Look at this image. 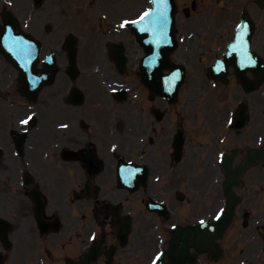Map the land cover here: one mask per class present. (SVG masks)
Listing matches in <instances>:
<instances>
[{"label": "flooded vegetation", "instance_id": "flooded-vegetation-1", "mask_svg": "<svg viewBox=\"0 0 264 264\" xmlns=\"http://www.w3.org/2000/svg\"><path fill=\"white\" fill-rule=\"evenodd\" d=\"M100 10L106 19L85 24L90 37L80 41L72 72L64 38L76 26L84 29L75 23L74 9L59 0H0V27L11 14L19 30L40 43V59L54 51L57 64L52 85L40 96L50 105V120L39 110L41 123L33 118L21 126L28 110L13 98L21 87L7 88L0 61V264H146L157 237L168 240L171 225L219 211L225 201L219 155H231L235 169L250 149L264 150V6L195 0L193 12L183 10L176 35L186 50L179 45L170 57L193 63L196 79L174 104L150 97L154 86L142 85L141 55L119 22L121 8ZM218 10L225 21H214ZM243 19L247 32L224 76L220 68L210 80L208 68L223 57ZM246 43L263 64L259 71L251 72L249 62L240 65L249 60ZM75 89L81 94H71ZM182 92L193 93L194 103L181 101ZM241 106L246 121L236 128ZM181 135L180 152L174 144ZM123 162L135 170L124 174ZM237 193L241 204L220 242L221 257L200 256L196 264H264V165L244 174ZM127 220L121 245L118 226ZM96 248L97 257L85 263Z\"/></svg>", "mask_w": 264, "mask_h": 264}, {"label": "rangeland", "instance_id": "rangeland-1", "mask_svg": "<svg viewBox=\"0 0 264 264\" xmlns=\"http://www.w3.org/2000/svg\"><path fill=\"white\" fill-rule=\"evenodd\" d=\"M124 2V7H131V10H134L132 14H136L138 12H141L142 10H144V8L147 6V0H122ZM85 2V0H83V3ZM190 0H177V3L179 6H183L186 5L188 6ZM215 7V5H213ZM206 8V5H202L201 9ZM200 9V10H201ZM224 12L226 13L227 10H224ZM180 15L183 16V14L181 13ZM192 17H197V14H192ZM220 17H222V12H219V10L216 12L215 15V22H222L225 21V19L220 20ZM195 77V76H194ZM191 128L188 127V133L191 135ZM189 146V145H188ZM190 148V146H189Z\"/></svg>", "mask_w": 264, "mask_h": 264}, {"label": "water", "instance_id": "water-1", "mask_svg": "<svg viewBox=\"0 0 264 264\" xmlns=\"http://www.w3.org/2000/svg\"><path fill=\"white\" fill-rule=\"evenodd\" d=\"M232 206H230L231 208ZM231 209L219 220V222L215 224H206L203 227H199L195 232L198 234L199 243L202 244L207 236H209L211 233L215 234L218 232V236L221 237L222 232L225 228V226L228 224L230 219ZM203 228L204 231H203ZM202 234H199L198 232H202ZM191 244L196 246V243L191 240ZM175 252V251H174Z\"/></svg>", "mask_w": 264, "mask_h": 264}, {"label": "snow or ice", "instance_id": "snow-or-ice-1", "mask_svg": "<svg viewBox=\"0 0 264 264\" xmlns=\"http://www.w3.org/2000/svg\"><path fill=\"white\" fill-rule=\"evenodd\" d=\"M145 15H147V13H145ZM121 26H123V25H121ZM22 123H27V121H22ZM154 264H155V262H154Z\"/></svg>", "mask_w": 264, "mask_h": 264}]
</instances>
